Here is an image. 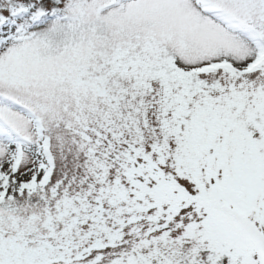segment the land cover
Listing matches in <instances>:
<instances>
[{"label":"snow or ice","instance_id":"6c2138e0","mask_svg":"<svg viewBox=\"0 0 264 264\" xmlns=\"http://www.w3.org/2000/svg\"><path fill=\"white\" fill-rule=\"evenodd\" d=\"M0 264H264V0H0Z\"/></svg>","mask_w":264,"mask_h":264}]
</instances>
